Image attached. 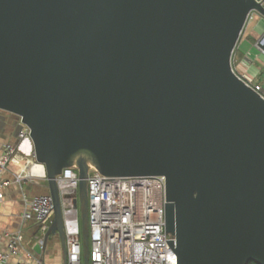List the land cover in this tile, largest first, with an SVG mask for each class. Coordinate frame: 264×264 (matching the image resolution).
<instances>
[{
  "label": "water",
  "instance_id": "95a60500",
  "mask_svg": "<svg viewBox=\"0 0 264 264\" xmlns=\"http://www.w3.org/2000/svg\"><path fill=\"white\" fill-rule=\"evenodd\" d=\"M264 0H0V111L30 130L68 263L57 178L166 179L178 264H264V98L233 68ZM264 51V34L257 42Z\"/></svg>",
  "mask_w": 264,
  "mask_h": 264
},
{
  "label": "built area",
  "instance_id": "2783aa9c",
  "mask_svg": "<svg viewBox=\"0 0 264 264\" xmlns=\"http://www.w3.org/2000/svg\"><path fill=\"white\" fill-rule=\"evenodd\" d=\"M254 12L249 16L248 22ZM264 19V18H263ZM264 54V51L261 50ZM247 82V81H246ZM264 98V88L247 82ZM18 139L31 142L30 130L16 117ZM25 168L30 174L15 173V181L46 179L45 168L37 164L35 155L25 154L19 146L6 143L0 148V215L4 205V174L9 167ZM40 168L42 174L36 172ZM26 171V170H25ZM67 240V264H83V245L79 212L73 207L78 198L79 178L76 169H65L57 178ZM89 199L90 264H178L166 233V179L149 177H105L91 169L87 180ZM25 223L36 228V244H42L54 220V201L49 194L25 199ZM40 233V234H39ZM4 241L6 245L4 246ZM25 237L22 230L0 235V264H10L12 256L21 253ZM34 245V246H35ZM15 264H45L32 249Z\"/></svg>",
  "mask_w": 264,
  "mask_h": 264
},
{
  "label": "crops",
  "instance_id": "0c3cea01",
  "mask_svg": "<svg viewBox=\"0 0 264 264\" xmlns=\"http://www.w3.org/2000/svg\"><path fill=\"white\" fill-rule=\"evenodd\" d=\"M254 17V16H253ZM253 17L247 23L246 28L241 36L238 46L233 56V68L235 72L247 82L259 84L264 88V54L257 47V42L264 34V19L261 17L263 27L255 26V28H248V25L253 21ZM256 35V38L253 37ZM0 116V148L6 144L11 143L19 146L25 154L30 153V147L27 143L19 141L17 135L19 128L14 121L12 128L6 125V118L3 120ZM4 117V116H3ZM30 166L21 168L11 165L8 171L4 174V205L1 209L0 215V235L10 232L15 233L20 230L24 232V245L21 253L17 256H12L10 264H15L19 259L26 258L27 253L31 252L35 243V236L37 228L31 223H25L23 214L26 209L25 199L32 198L36 195L49 194L48 183L43 177H39L34 181H22L18 183L15 181V173L24 171L30 174ZM36 172L42 174L40 168H35ZM26 170V171H25ZM30 228L33 229L30 230ZM32 231L30 243L26 240V234ZM31 233V232H30ZM33 242V244H31ZM31 244V245H30ZM6 241H4V246ZM44 258V257H43Z\"/></svg>",
  "mask_w": 264,
  "mask_h": 264
},
{
  "label": "rangeland",
  "instance_id": "374dc122",
  "mask_svg": "<svg viewBox=\"0 0 264 264\" xmlns=\"http://www.w3.org/2000/svg\"><path fill=\"white\" fill-rule=\"evenodd\" d=\"M253 16H252L253 17V21L248 25V28L249 27L250 28H253V27L255 28V26L263 27V22L261 20V16L258 13H254ZM253 37L256 38V35H254V33H253ZM0 116H5L6 123H7L6 125H8L9 127L12 126L15 116L13 117V115L8 114V113L3 112V111H0ZM26 143H27L26 145L29 144V147H30V149H29L30 150L29 157H31V155H33V153H34L32 142H26ZM30 168H31V165H30ZM30 230L33 231L32 228H30ZM32 231H29V233L26 234L27 242H29L31 240L30 237L32 235ZM35 242H36V240L34 241V243ZM31 244H33V242H31ZM44 262H45V264H63V257H62L61 248H60L58 240L55 237H52V239L48 243V246H47V249H46V252H45V255H44Z\"/></svg>",
  "mask_w": 264,
  "mask_h": 264
},
{
  "label": "flooded vegetation",
  "instance_id": "af4514ba",
  "mask_svg": "<svg viewBox=\"0 0 264 264\" xmlns=\"http://www.w3.org/2000/svg\"><path fill=\"white\" fill-rule=\"evenodd\" d=\"M13 117H14V116H13ZM1 118L4 120V119H5V116H4V117L2 116ZM14 121L16 122V118H14ZM1 126H2V123H0V127H1ZM55 238L58 240V236H56ZM58 242H59V241H58Z\"/></svg>",
  "mask_w": 264,
  "mask_h": 264
}]
</instances>
